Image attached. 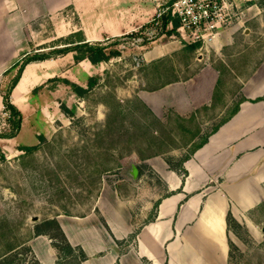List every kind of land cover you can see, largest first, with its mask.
Listing matches in <instances>:
<instances>
[{
	"label": "rangeland",
	"instance_id": "obj_1",
	"mask_svg": "<svg viewBox=\"0 0 264 264\" xmlns=\"http://www.w3.org/2000/svg\"><path fill=\"white\" fill-rule=\"evenodd\" d=\"M169 1L160 0L161 8ZM66 11L72 19L65 20L60 13L35 22L31 54L52 52L54 46L64 42L61 38L77 28L74 8L68 7ZM232 15V23L226 25L241 27L234 32V42L224 45L219 54L209 46L193 50L187 47V40L171 36L162 31L161 23L151 22L146 32L136 38L122 37L117 45L122 54L99 67L90 69L84 62L77 64L73 53L53 54L49 62L40 63L41 75L57 73V78L87 85L90 71L98 81L85 96H73L72 88L66 87L69 84L62 79L54 81L60 82L58 90L55 83L38 87L32 93L29 111L24 109L31 115L26 118L27 127L20 137H16L20 131L14 137L2 135L5 140L0 146L4 150L0 155V264L15 256L18 263L36 264L28 241L37 226L58 235L45 220L58 213L88 212L104 180H121L117 185L130 183L122 178L132 175V164H136L140 175L146 176L142 185L156 183L163 195L168 193L146 162L154 157H169L177 165L230 115L243 97V81L264 59V4L260 10L248 9L244 14L236 10ZM240 20L243 22L239 23ZM228 33L223 35V43L229 38ZM166 44L168 47H163ZM161 52L162 57L157 58ZM209 62L220 69L210 105L186 114L167 108L155 115L134 93L143 85L150 87L153 83L189 78ZM20 64L8 71L6 91ZM261 71L264 77V69ZM148 78L154 82L150 83ZM64 106L71 112L65 111ZM4 110L0 109V128ZM11 130L10 123L8 133ZM35 141V150H21L23 143L30 145ZM128 191L134 193L136 186L130 184ZM251 217L249 228L242 217L243 225L237 226L236 232L230 230L233 247L229 264H264V202L251 212Z\"/></svg>",
	"mask_w": 264,
	"mask_h": 264
},
{
	"label": "crops",
	"instance_id": "obj_2",
	"mask_svg": "<svg viewBox=\"0 0 264 264\" xmlns=\"http://www.w3.org/2000/svg\"><path fill=\"white\" fill-rule=\"evenodd\" d=\"M226 1L231 13L240 10L243 14L248 9L260 10L264 4V0ZM161 5L160 0H0V109L5 108L8 71L31 54L34 24L39 19L62 13L65 20H70L66 9L72 7L78 23L70 33L83 30L87 40L103 41L137 31L145 33L148 24L159 16ZM228 22L231 24L232 20ZM227 25L220 28L209 46L217 54L224 45L234 42V32L241 27ZM227 32L229 38L223 43ZM69 53L74 58V52ZM49 61L28 63L11 93L12 102L23 113L16 137L27 127L25 120L31 113L24 109L29 111L34 90L53 83L55 90L61 86L52 80L57 73H39L40 63ZM83 62L90 69L103 63H76ZM263 69L264 59L242 83L246 100L239 110L183 162L184 170L172 169L163 157L146 162L166 186L167 194L163 195L156 183L142 185L146 176L140 175L136 164H132V175L122 178L130 183L117 185L121 180H104L88 212L50 217L58 221L69 244L85 254L81 264H229L228 214L241 225L242 217L245 218L249 228L251 212L264 202ZM88 75L93 76L90 71ZM219 80L220 69L209 62L189 78L157 89L143 85L134 93L155 115L167 108L186 114L213 102ZM73 92V96L77 95ZM36 143H23L21 150ZM130 184L136 186L134 193L128 191ZM28 246L41 264H58L62 259L47 233H34Z\"/></svg>",
	"mask_w": 264,
	"mask_h": 264
},
{
	"label": "trees",
	"instance_id": "obj_3",
	"mask_svg": "<svg viewBox=\"0 0 264 264\" xmlns=\"http://www.w3.org/2000/svg\"><path fill=\"white\" fill-rule=\"evenodd\" d=\"M173 0H170V2ZM158 21L159 24L161 23L162 31H166L169 35H172L177 32V27L180 24L178 17H172L169 13L159 15L158 17H155V19L152 22ZM169 21H172L173 27L168 28ZM150 25V23L148 24ZM141 35L140 31L132 32L130 34H126L122 37L125 38H136L137 36ZM122 37L115 38L113 42H108L107 40L103 41H89L84 35L83 30H78L73 33H70L67 37L61 38L60 41H64L61 43V46H54L52 49V52H35L34 54H27L24 56L18 71L16 75L12 78L11 84L9 85L5 95H4V104L5 109L9 110L11 112L10 122L12 125V130L10 133L4 134L6 137H14L16 136L22 125L23 120V113L22 111L15 105L11 100V93L15 86L17 85L18 81L20 80L22 73L28 63L34 62V61H43L46 59H50L53 54L58 55H65L69 52H74V59L76 62H80L83 60H89L92 64H100L101 62H107L110 61L112 58L120 56L122 54L121 48H118L117 45L119 44ZM201 46V43H189L187 47L195 50L198 47ZM156 62H152V64H155ZM148 65V64H147ZM59 78L55 77L52 80H58ZM150 80V83H153L152 78H148ZM64 82L68 83L73 90L80 96H85L96 84L98 81V77L91 76L88 80L87 87L79 85L75 82H72L68 79H62ZM174 80H166L161 83H153L152 86L148 87L149 89H157L160 88L167 83H170ZM36 91V90H34ZM138 98V97H137ZM138 100H140L138 98ZM246 98L242 97L240 102L235 106L233 111L228 115L226 118H224L219 124H217L209 133H207L200 142L196 143L191 150V152L187 155H185L180 162L177 165H174L173 159L167 157L166 161L170 165L172 169L175 170H184L183 168V162L191 157V155L200 147H202L206 142H208L209 137L211 134L216 132L220 126L228 121L240 108V104L245 101ZM141 101V100H140ZM143 104L147 106L144 102ZM147 108H149L147 106ZM65 111L71 112L70 109L65 108ZM149 111L151 113L153 112L150 108ZM154 113V112H153ZM37 148V145H31V146H24L22 147L23 151L31 152ZM228 227L230 230H234L236 232V227H240L241 224L233 217L231 213L228 214L227 217ZM45 224H50L54 226V228L58 231V235L51 234L50 231L47 229H44L42 225H38L36 228V233H47L54 239L55 246L59 249L60 254L62 256V259L58 264H81V261L85 258V254L82 251H77L74 249L68 242L64 232L62 231L60 224L55 218H50L48 220H45ZM60 237V239H58ZM233 247V243L230 241V248ZM28 249L31 251L30 247L28 246ZM231 251V250H230ZM15 256L14 259L9 260L5 264H23L16 262ZM35 258V257H34ZM36 264H41L36 258H35Z\"/></svg>",
	"mask_w": 264,
	"mask_h": 264
},
{
	"label": "built area",
	"instance_id": "obj_4",
	"mask_svg": "<svg viewBox=\"0 0 264 264\" xmlns=\"http://www.w3.org/2000/svg\"><path fill=\"white\" fill-rule=\"evenodd\" d=\"M169 13L172 17H178L180 24L177 32L171 36L187 40L188 43H201V46H210L219 33L231 19V12L226 0H173L160 9L159 15ZM169 21L168 28H172ZM11 112L4 110L2 135L9 132ZM4 151L0 148L1 152Z\"/></svg>",
	"mask_w": 264,
	"mask_h": 264
},
{
	"label": "water",
	"instance_id": "obj_5",
	"mask_svg": "<svg viewBox=\"0 0 264 264\" xmlns=\"http://www.w3.org/2000/svg\"><path fill=\"white\" fill-rule=\"evenodd\" d=\"M134 174L137 175V174H138V171L135 170ZM34 219L37 220L38 218L36 217V218H34Z\"/></svg>",
	"mask_w": 264,
	"mask_h": 264
}]
</instances>
